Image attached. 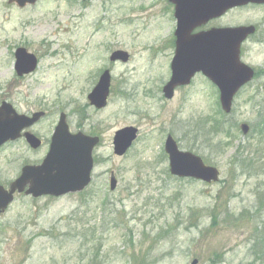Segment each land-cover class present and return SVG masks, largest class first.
Masks as SVG:
<instances>
[{"label":"rangeland","instance_id":"obj_1","mask_svg":"<svg viewBox=\"0 0 264 264\" xmlns=\"http://www.w3.org/2000/svg\"><path fill=\"white\" fill-rule=\"evenodd\" d=\"M163 2L39 0L19 9L0 0V103L10 102L27 115L51 111L49 121L36 128L42 137H48L61 112L68 115L73 132L83 127L102 137L93 183L84 194L38 200L16 196L0 216V264L253 262L254 234L264 231V80L238 94L231 115L220 114L217 92L201 76L174 100H165L162 89L171 78L175 50L169 44L176 22L171 10V15L164 13L170 5ZM244 22L259 27L245 61L263 68L264 9L230 12L211 27ZM17 48L37 56L36 72L17 76ZM118 50L130 54L127 64L110 62ZM106 70L113 75L111 95L108 107L98 110L86 98ZM215 120L223 122L227 133L208 141ZM242 123L251 127L248 137ZM129 126L140 135L120 158L114 155L113 139ZM170 133L182 151L216 166L220 183L172 177L164 149ZM46 153L47 148L32 151L24 141L0 149V185L8 187L23 166L42 161ZM111 174L118 180L115 192L109 188ZM104 203L102 215L98 207ZM87 212L96 215L93 226L104 223L97 234L102 250L98 243L95 249L80 250L78 226L91 219Z\"/></svg>","mask_w":264,"mask_h":264},{"label":"water","instance_id":"obj_2","mask_svg":"<svg viewBox=\"0 0 264 264\" xmlns=\"http://www.w3.org/2000/svg\"><path fill=\"white\" fill-rule=\"evenodd\" d=\"M38 0H10L19 8L35 5ZM87 1V0H84ZM176 5L179 37L176 56L172 62V79L163 93L166 98H173L178 86L188 85L198 72H203L221 90V104L226 113L232 110V103L237 92L254 77L252 69L241 62L240 49L245 39L254 33V27L213 30L203 35L189 38L190 32L210 20L222 17L229 10L249 4H264V0H171ZM15 70L22 77L37 68V58L25 49H18L15 54ZM112 62L127 63L129 54L118 51L111 56ZM111 75L107 71L89 96L92 105L101 109L107 105ZM42 114L33 118L19 115L12 105L4 103L0 107V147L9 141H16L22 131L33 126ZM65 115L56 128L50 151L41 165L26 166L20 177L9 190L0 186V214L5 212L14 201L16 193H24L34 199L42 197H64L83 192L91 183L94 168L93 151L99 145L98 137L83 134L72 135L65 122ZM245 133L249 128L243 126ZM138 131L126 128L116 133L114 140L115 154L127 153ZM28 144L34 150L41 147V141L31 133H25ZM166 153L170 159V173L179 178H192L206 183L219 181V171L213 166H206L203 160L189 152L180 151L172 137L166 142ZM111 191L116 190L117 180L111 179ZM193 264H197L194 261Z\"/></svg>","mask_w":264,"mask_h":264},{"label":"trees","instance_id":"obj_3","mask_svg":"<svg viewBox=\"0 0 264 264\" xmlns=\"http://www.w3.org/2000/svg\"><path fill=\"white\" fill-rule=\"evenodd\" d=\"M213 125V124H212ZM221 133H227L224 128V124L221 121H215V124L212 126L210 130L207 131V137L208 141H212L215 137V135H219ZM196 139H198V136L196 135ZM206 141V140H205ZM205 141L203 143H205ZM107 204L104 203L98 207V211L102 212V215L106 214ZM217 209L218 207H215V211L213 213L214 218V226L217 225ZM89 213V212H87ZM91 215V219L88 222H85L84 220H81L80 222L83 224V228H78L81 230L80 234L78 235V242L80 250H88V248L95 249L96 243H98V247L103 249L102 239L97 237V234H99V231L103 230L104 223H102L101 228H97V224L94 226L91 224L92 221H95L96 215H93L92 213H89ZM97 214V213H96ZM104 218V217H103ZM235 222L237 220L233 219ZM258 229V227L256 228ZM254 240L252 241V253L254 254L253 262L251 264H264V231L258 232L256 231L254 234Z\"/></svg>","mask_w":264,"mask_h":264},{"label":"flooded vegetation","instance_id":"obj_4","mask_svg":"<svg viewBox=\"0 0 264 264\" xmlns=\"http://www.w3.org/2000/svg\"><path fill=\"white\" fill-rule=\"evenodd\" d=\"M259 8L263 9L262 6H260ZM172 11H174V7H173V6H172ZM217 21H218V20H217ZM214 22H215V21H214ZM211 28H212V27H211V24H209V25L205 26L204 28H200V29H198V30H195V31H194V34L199 33V32H203V31H207V30H209V29H211ZM257 28H259V27L257 26ZM257 30H258V29H257ZM252 38H253V37H252ZM252 38H249L248 41H247L245 44H249V43L251 42ZM260 44L264 45V42H260ZM43 112H45L44 117H43L42 119H40L39 122H38L35 126H33V127L31 128L30 131L42 140V147H41V148H48V149H49V148H50V143H51V138H52L53 132H54V130H55L57 124H58V121H59V117H60V115H59L58 118L56 117L55 121L52 122V125H51V132L49 133L48 137L45 138V137H42V136L38 133V131L36 130V128H37L39 125H41L44 121H47V120L49 121L50 116H51L52 113H51V111H49V112H48V111H43ZM32 114H34V113H32ZM32 114H30V115H32ZM78 130H79V131H84V128H83V127H80ZM89 135H91V134L89 133ZM24 140H25V139H21V140H19V141H24ZM24 142H25V141H24ZM11 144H13V143H8V144L5 145L4 147L9 146V145H11Z\"/></svg>","mask_w":264,"mask_h":264}]
</instances>
